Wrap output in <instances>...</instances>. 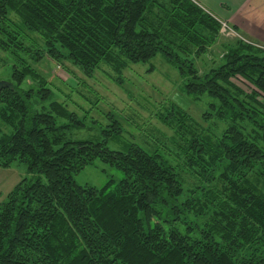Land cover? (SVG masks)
Masks as SVG:
<instances>
[{
	"label": "trees",
	"instance_id": "obj_1",
	"mask_svg": "<svg viewBox=\"0 0 264 264\" xmlns=\"http://www.w3.org/2000/svg\"><path fill=\"white\" fill-rule=\"evenodd\" d=\"M219 38L190 0H0V51L13 61L0 92V123L11 130L0 132V168L18 162L29 175L0 204V264H264V51L233 40L208 60ZM157 54L186 94L210 100L202 120L225 125L217 137L179 107L157 116L200 183L186 198L179 164L156 151L65 139L81 122L51 100L35 67L66 61L87 78L106 67L120 85L124 70ZM40 101L48 106L38 110ZM111 128L106 137L123 132ZM96 161L124 178L77 185L73 175Z\"/></svg>",
	"mask_w": 264,
	"mask_h": 264
},
{
	"label": "rangeland",
	"instance_id": "obj_2",
	"mask_svg": "<svg viewBox=\"0 0 264 264\" xmlns=\"http://www.w3.org/2000/svg\"><path fill=\"white\" fill-rule=\"evenodd\" d=\"M237 32L248 39L240 31ZM33 37L38 44H42L39 36ZM233 40L220 36L207 59L219 60L222 55L221 45ZM259 45L264 47V44ZM208 60L205 62L209 63ZM203 63L204 59L197 62L198 69L202 68ZM12 66L10 55L0 51V81H11ZM150 66L154 71L148 70ZM35 67L40 76L49 82L53 93L51 100L64 105L81 122V126L64 130L65 139L95 142L106 139L109 150L117 152L125 151L130 144H137L150 153L156 151L171 164H179L178 168L182 170L179 181L184 189L183 198L189 195L195 185L200 184L190 172L180 166L182 160L169 141L172 131L160 124L157 116L166 113L170 106L179 107L207 133L217 137L223 132L225 125L213 118L207 122L202 120V114L207 110L210 100L207 97L195 99L186 94L177 70L167 64L161 54H157L147 64L129 66L122 72L120 85L110 79L107 74L111 72L106 67L97 70L91 78L85 77L79 69L66 61L62 67L47 57ZM43 106H48V102L42 104L40 101L37 109ZM56 121L58 126L72 124L70 120L59 117ZM113 121L119 123L123 132L120 135L111 133L106 137L103 132L112 130ZM0 132L9 134L11 130L0 123ZM25 178H29V175L22 163L15 162L8 169L0 168V204ZM123 178L124 174L120 170L100 161L73 175L77 185L95 188H101L110 181L117 184Z\"/></svg>",
	"mask_w": 264,
	"mask_h": 264
},
{
	"label": "crops",
	"instance_id": "obj_3",
	"mask_svg": "<svg viewBox=\"0 0 264 264\" xmlns=\"http://www.w3.org/2000/svg\"><path fill=\"white\" fill-rule=\"evenodd\" d=\"M248 39L264 44V0H194ZM219 41V40H218Z\"/></svg>",
	"mask_w": 264,
	"mask_h": 264
},
{
	"label": "built area",
	"instance_id": "obj_4",
	"mask_svg": "<svg viewBox=\"0 0 264 264\" xmlns=\"http://www.w3.org/2000/svg\"><path fill=\"white\" fill-rule=\"evenodd\" d=\"M217 23L219 24V33L221 36L228 38V39H234V40H240L248 45H252L258 49H261L264 51V47H262L259 44H256L254 42L249 41L248 39L241 36L232 26H230L227 22L221 21L216 19Z\"/></svg>",
	"mask_w": 264,
	"mask_h": 264
},
{
	"label": "water",
	"instance_id": "obj_5",
	"mask_svg": "<svg viewBox=\"0 0 264 264\" xmlns=\"http://www.w3.org/2000/svg\"><path fill=\"white\" fill-rule=\"evenodd\" d=\"M9 87H10V83L9 82L0 81V92L3 89L9 88Z\"/></svg>",
	"mask_w": 264,
	"mask_h": 264
}]
</instances>
